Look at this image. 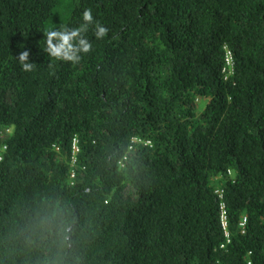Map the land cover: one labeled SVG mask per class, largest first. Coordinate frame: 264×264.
Listing matches in <instances>:
<instances>
[{
  "label": "trees",
  "instance_id": "obj_1",
  "mask_svg": "<svg viewBox=\"0 0 264 264\" xmlns=\"http://www.w3.org/2000/svg\"><path fill=\"white\" fill-rule=\"evenodd\" d=\"M0 264H264V0H0Z\"/></svg>",
  "mask_w": 264,
  "mask_h": 264
},
{
  "label": "clouds",
  "instance_id": "obj_2",
  "mask_svg": "<svg viewBox=\"0 0 264 264\" xmlns=\"http://www.w3.org/2000/svg\"><path fill=\"white\" fill-rule=\"evenodd\" d=\"M83 23L79 27H68L61 25L58 29H47L44 32L46 37V47L43 49L49 57L56 61L80 63L82 54H88L92 51V43L87 39L85 33L90 25H95L94 36L97 39H103L108 34V28L102 26L99 21H94L91 9H85L82 14ZM30 51L25 49L16 57L21 70L32 72L35 69V63L29 60ZM49 69L53 65L49 63Z\"/></svg>",
  "mask_w": 264,
  "mask_h": 264
},
{
  "label": "built area",
  "instance_id": "obj_3",
  "mask_svg": "<svg viewBox=\"0 0 264 264\" xmlns=\"http://www.w3.org/2000/svg\"><path fill=\"white\" fill-rule=\"evenodd\" d=\"M79 152V146H78V140L77 139H74V144H73V155H74V162L76 161V155L77 153ZM220 198H223V192L218 190L217 191ZM226 211H225V205L222 203V223H223V226L225 227L226 224H227V221H226ZM245 222V220H244Z\"/></svg>",
  "mask_w": 264,
  "mask_h": 264
}]
</instances>
